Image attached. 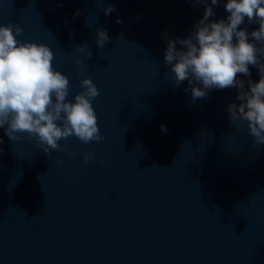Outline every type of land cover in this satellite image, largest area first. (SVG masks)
<instances>
[{
	"label": "water",
	"instance_id": "1",
	"mask_svg": "<svg viewBox=\"0 0 264 264\" xmlns=\"http://www.w3.org/2000/svg\"><path fill=\"white\" fill-rule=\"evenodd\" d=\"M226 3L213 6L210 21L227 19ZM109 4L115 11L106 15ZM204 8L195 0H0V23L23 28L18 40L52 49L69 100L92 78L105 137L61 139L63 150L48 155L27 133L11 140L0 127V264H264V144L247 122L230 119L239 90L193 99L164 61V33L190 36ZM238 27L250 33L259 24L245 18ZM100 28L110 37L103 49ZM237 78L247 90L249 77ZM88 152L95 158L85 163Z\"/></svg>",
	"mask_w": 264,
	"mask_h": 264
},
{
	"label": "clouds",
	"instance_id": "2",
	"mask_svg": "<svg viewBox=\"0 0 264 264\" xmlns=\"http://www.w3.org/2000/svg\"><path fill=\"white\" fill-rule=\"evenodd\" d=\"M218 2L195 0L205 4V8L190 36L171 39L164 33L167 40L164 61L170 66L177 86L185 80L189 82L193 99L204 98L211 88H237L241 103L229 104L230 119L233 123L247 122L249 135L261 145L264 144V0H227L224 5L229 13L227 19L210 21L215 15L213 6ZM104 11L110 14L115 5L109 4ZM79 14L78 9L76 15ZM245 18L249 24L258 23L259 28L250 33L247 28H239ZM117 22L123 23L119 17ZM22 32L19 24L0 23V127L7 125L5 134L18 140V134L27 133L44 145L48 155L53 150H63L59 141L72 136L85 144L104 140L92 104L100 92L92 78L82 79L83 91L75 95L74 101L69 100L70 80L53 68L52 49L45 43L18 40ZM109 39L106 28L97 29L99 48L103 49ZM177 44L181 45L179 49ZM78 48L91 58L87 44ZM77 63L86 67L83 59ZM249 65L258 69L259 82L250 79ZM237 73L249 77L247 90ZM161 130L166 132V125ZM93 158L92 152L84 155L85 163ZM100 163L104 161L101 159Z\"/></svg>",
	"mask_w": 264,
	"mask_h": 264
}]
</instances>
